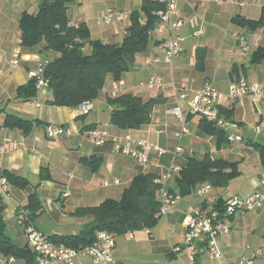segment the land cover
<instances>
[{
  "label": "crops",
  "instance_id": "0c3cea01",
  "mask_svg": "<svg viewBox=\"0 0 264 264\" xmlns=\"http://www.w3.org/2000/svg\"><path fill=\"white\" fill-rule=\"evenodd\" d=\"M40 2L0 0V118L3 122L0 144L6 138L17 142L16 149L6 144V151H0V171H9L29 182L25 189L10 184L8 195L0 191L6 230L15 244L20 248L27 246L25 229L17 214L27 208L29 196L35 192L44 208L34 220L35 227L49 237L77 235L90 219L71 216L76 210L97 207L108 199L120 200L137 175L151 173L162 177L172 166L182 168L191 158L210 154L214 159L238 163L241 175L226 188L212 187L204 197L199 196L197 190L209 184L199 185L193 194L180 197L151 230L134 231L133 238L127 233L118 235L113 253L115 261L117 264H241L254 250L264 248L262 208L238 212L229 218L230 231L219 240L220 257L214 258L204 252L193 263L187 249L175 252L186 238L185 217L189 208H208L212 199L246 198L264 189V169L258 149L253 146V143L264 145V127L260 132L256 130L264 118V97L248 94L243 99L222 100V109L231 112V119L238 125L232 133L241 140L224 141L220 145L217 136L202 131L201 117L189 113L190 100L206 82H211L224 95L228 94L232 83L241 79L264 86V60L251 64L252 55L258 48H264V28L251 31L235 20H258L264 0H177L182 27L172 34H153L147 50L136 54L131 69L122 75L124 84L117 95L134 94L144 100L161 101L154 108L151 123L138 130H122L110 124L111 107L107 99L113 96L115 80L112 76L108 77L98 98L91 103L92 110L85 116L82 107L50 105L53 96L47 87L39 89L37 96L29 101L19 98L18 89L30 81V73L59 56L45 50L44 45H22L20 19L24 13L36 14ZM141 6L142 0H77L68 10V19L74 26L87 25L95 40L120 44L128 34L130 15ZM109 11L122 14V18L115 15L107 21ZM172 36L180 39V54L171 64L150 63L151 58L162 54L161 42ZM241 37L249 43L246 55L240 47ZM84 52L90 54L91 47L87 45ZM16 55L19 64L14 67ZM152 77L160 78L161 87L149 90L143 85ZM177 107L186 115L189 129L183 136H179L183 123L169 114V110ZM8 115L33 123L31 130L25 132L5 126L4 119ZM48 126H65L67 131L59 139L52 140L46 136ZM86 127L105 129L110 138L131 135L136 141L158 145L166 153L159 156L152 151L148 164L142 165L117 153L112 142L93 145ZM86 158L97 160L100 166L92 170L83 162ZM43 169L49 171L52 179L41 180ZM176 174H171L170 186L174 185ZM67 189L71 195L65 197ZM9 257L0 252V264H7L3 261ZM15 259L14 264H33L26 258ZM84 262L91 263L88 259ZM255 264H264V256Z\"/></svg>",
  "mask_w": 264,
  "mask_h": 264
},
{
  "label": "trees",
  "instance_id": "16d2710c",
  "mask_svg": "<svg viewBox=\"0 0 264 264\" xmlns=\"http://www.w3.org/2000/svg\"><path fill=\"white\" fill-rule=\"evenodd\" d=\"M76 2L77 0H41L36 14L24 13L20 19L23 46L44 45L45 50L59 54L57 58L47 62L42 75L53 96L49 101L52 106L77 108L85 103L91 104L98 98L109 76L115 81L122 80V75L131 69L136 54L147 50L160 21L159 12L164 10V5L159 1L142 0L140 9L130 15L131 24L123 42L105 44L91 37L87 25L74 26L69 23L68 10ZM235 20L251 31L264 28V8L258 20ZM87 45L91 47L90 54L84 52ZM263 60L264 48H258L252 55L251 64H259ZM38 91V80L30 77V81L18 89V96L29 101L37 96ZM107 102L111 107V125L122 130H138L151 123L154 108L161 101L155 98L144 100L134 94H120L110 96ZM220 114L229 122H235L231 119L232 113L222 107ZM4 125L29 132L33 123L8 115L4 119ZM199 125L206 134L217 136L219 145L229 141L228 133L224 129L204 117H201ZM86 128L90 131L97 127ZM253 146L258 149L264 169V145L253 143ZM83 162L94 171L100 166V162L92 158H86ZM0 174V177H6L9 184L19 189L29 186L27 179L9 171H0ZM240 175L238 163L214 159L206 154L202 158H191L186 166L180 168L174 178V185H169V190L180 197H186L202 184H209L215 189L226 188ZM40 178L52 179L46 169L42 170ZM157 179L158 176L151 173L137 175L120 200L108 199L97 207L80 208L71 214L75 218L90 219L79 234L52 236L50 239L57 244L79 250L93 245L98 231L106 230L123 235L130 231L151 230L159 221L161 210V202L157 198L160 189ZM2 200L0 193V252L15 258H26L35 264V254L28 245L24 248L18 247L6 233ZM225 203L222 198L216 199L213 208L220 209ZM24 210L26 219L21 223L24 229L30 224L35 226L34 220L44 211L36 192L29 196L28 206Z\"/></svg>",
  "mask_w": 264,
  "mask_h": 264
},
{
  "label": "built area",
  "instance_id": "2783aa9c",
  "mask_svg": "<svg viewBox=\"0 0 264 264\" xmlns=\"http://www.w3.org/2000/svg\"><path fill=\"white\" fill-rule=\"evenodd\" d=\"M164 5V10L159 12L160 21L156 26L153 34L170 33L178 31L183 25V19L181 18L177 0H156ZM223 2L224 0H217ZM119 19L122 18V14L109 11L106 15L107 21H110L114 16ZM240 47L243 55H246L249 51V43L246 38H239ZM162 54L160 56L151 58L150 63L165 62L171 64L175 57L180 52V39L177 37H170L169 40H163L161 42ZM19 64L18 55L13 60V66L16 67ZM43 64L37 71L31 72L30 77L38 80V88H44L47 86V81L43 78L44 66ZM124 82L114 81L112 95L116 96L120 87ZM149 90H155L161 87L162 83L160 78L152 77L143 84ZM248 94L260 95L264 97V86L255 83H249L245 79H241L238 82L232 83L229 87L227 95L220 93L217 88L211 83L206 82L204 86L195 92L192 99L189 102V113L191 115H198L204 117L210 122H213L217 127L224 129L228 133V138L231 141L241 140L240 137L232 133L233 129L238 127L236 122H229L224 116L220 114V107L222 100L229 99H243ZM82 114L87 115L92 110L90 103H85L81 106ZM169 114L176 116L184 125L179 136H183L189 133V129L186 126V115L180 108H174L169 110ZM1 123V118H0ZM264 127V118L259 121L256 130L260 132ZM66 128L62 126H48L45 129L46 136L49 139H59L66 133ZM89 141L95 146H101L108 142H112L117 153L131 157L138 161L142 165H146L149 162V154L152 151H156L159 156L166 153L164 149L156 144L149 143L144 140L136 141L131 135L125 137H112L110 133L102 128H94L88 131ZM6 144H10L14 149L17 148V142L11 138H6L3 144H0V151H6ZM181 149L178 148V151ZM180 170L179 167L172 166L167 175L158 177L156 180L160 184L159 200L161 202V210L159 217L166 215L180 199L179 195L171 193L169 190V181L171 174L177 173ZM116 184L119 180L115 181ZM107 185V183H106ZM210 185H205L197 190V194L201 197L206 196L210 190ZM0 191L3 194L8 195L10 192V184L6 177H0ZM65 197L71 195L70 189H67L64 194ZM216 199L210 201L208 208H189L186 212L185 226L187 229L186 238L182 246H178L175 252H180L182 249H187L189 253V259L191 262H195L197 255L207 252L211 257L217 258L221 256L219 250V240L227 235L230 231L228 220L236 213L253 212L264 208V189L261 192H256L249 197L239 198L235 197L226 201L225 206L220 209H214L213 204ZM18 215V220L22 223L26 219L25 210L22 209ZM27 245L29 249L35 254V264H86L84 259L91 261L90 264H117L114 259L113 253L116 248L117 234L106 230L98 231L96 241L93 245L85 247L83 249H73L64 244L55 243L48 235L33 226L28 225L25 229ZM129 237H134V231L127 232ZM264 256V248L256 249L249 257H244L241 264H255L258 258ZM15 257L11 256L7 261H3L7 264H14Z\"/></svg>",
  "mask_w": 264,
  "mask_h": 264
},
{
  "label": "rangeland",
  "instance_id": "374dc122",
  "mask_svg": "<svg viewBox=\"0 0 264 264\" xmlns=\"http://www.w3.org/2000/svg\"><path fill=\"white\" fill-rule=\"evenodd\" d=\"M6 233H7V230H6ZM8 234V233H7Z\"/></svg>",
  "mask_w": 264,
  "mask_h": 264
}]
</instances>
